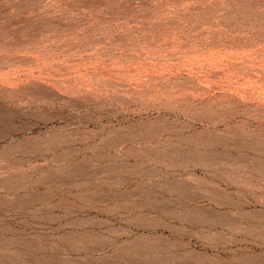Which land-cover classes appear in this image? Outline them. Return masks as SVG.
Returning <instances> with one entry per match:
<instances>
[{
    "label": "rangeland",
    "instance_id": "obj_1",
    "mask_svg": "<svg viewBox=\"0 0 264 264\" xmlns=\"http://www.w3.org/2000/svg\"><path fill=\"white\" fill-rule=\"evenodd\" d=\"M0 264H264V0H0Z\"/></svg>",
    "mask_w": 264,
    "mask_h": 264
}]
</instances>
